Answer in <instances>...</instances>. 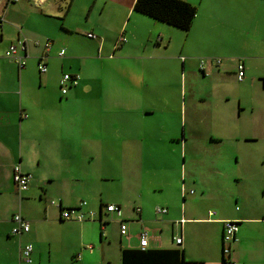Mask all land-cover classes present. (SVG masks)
Returning <instances> with one entry per match:
<instances>
[{"label": "crops", "instance_id": "crops-1", "mask_svg": "<svg viewBox=\"0 0 264 264\" xmlns=\"http://www.w3.org/2000/svg\"><path fill=\"white\" fill-rule=\"evenodd\" d=\"M222 1L213 0L214 5ZM235 1L253 23L264 20V0ZM31 2L42 7L41 14L28 12ZM135 2L0 0V264H26L20 259L25 243L33 246L29 264H119L124 250H143L139 236L144 231L145 250H175L179 264H223L225 220L236 221L238 228L230 260L264 264V204L255 210L244 207L241 197L233 198L228 188L247 177L242 166L249 173L250 165L260 161L264 197V120L255 129L258 136L239 137L231 115L216 108L210 79H205L209 91L189 96L158 90L157 76L176 80V73L180 78L185 69L195 72L192 53L208 43L198 35L188 44L195 18L183 31L135 11ZM19 40L27 41L23 68L4 56ZM46 41L51 48L44 55ZM247 47V60L262 59L255 44ZM62 49L65 55L60 57ZM182 54L186 61L180 64ZM42 55L45 73L38 69ZM31 61L44 92L25 87ZM236 62L230 73L241 83L247 65L253 64ZM221 63L213 59L199 71L217 77ZM238 63L244 65L241 81L236 76ZM65 74L78 75V82L62 94L60 79ZM262 87L264 91L263 81ZM151 118L152 125L144 124ZM18 163L32 177L23 196L12 180ZM199 166L207 172L203 177L195 172ZM252 179L250 175L248 181ZM189 188H196L198 196ZM134 189L137 202L131 205ZM81 203V211L92 213V219L61 218V209ZM104 203L119 206L121 216L106 213ZM156 208L167 212L158 214ZM15 214L29 221L28 233L11 234ZM121 221L127 224L126 235L120 233ZM190 225L203 232L201 242L192 247L185 235ZM176 237H182L180 245Z\"/></svg>", "mask_w": 264, "mask_h": 264}, {"label": "rangeland", "instance_id": "rangeland-1", "mask_svg": "<svg viewBox=\"0 0 264 264\" xmlns=\"http://www.w3.org/2000/svg\"><path fill=\"white\" fill-rule=\"evenodd\" d=\"M199 2L200 0H195L194 6H196L197 14L195 16L194 25L191 30V38H189L188 44H190L193 38L199 35L202 36L203 42L206 41L208 43V46L207 48L198 49L192 53L193 56L196 57V71L190 73L188 69H185V72L181 73L180 78L179 74L176 73V76L179 78L176 80L157 76V80L155 81L156 86H159L158 90L165 91L166 93L178 92L189 96L194 92L200 91L199 93H201L209 91L211 86L205 79H210L216 93V108H221L231 115L232 126H235L237 131H239L238 136L241 137L245 134L250 137L258 136L255 129L257 126L261 125L262 119L264 120V91L262 89V81L264 82V20L259 23H253V17L248 16L247 12L245 14L244 10H241L238 6V2L235 0H223L222 4L218 3L217 5H214L213 0H203L201 4ZM32 5L36 6L37 9ZM242 5L248 11V7L243 3ZM27 7L29 9L28 12H32L35 15L38 12L41 14L42 7H38L33 2L28 3ZM39 27L42 29L41 26ZM35 32H42V30H35ZM34 36L36 39H41L37 35ZM178 42H180V40ZM252 43L257 46L256 51L259 58H262L261 60L259 58L258 61L254 58L247 60L249 53L243 49H248L247 46ZM219 58L222 59V63L219 65L221 75L216 77L208 74H201L199 67L202 61L209 63L211 60ZM239 60H243L246 63L249 61L248 64H253L251 67L247 65L245 70V81L241 83L236 80L233 73H230L235 70L236 61ZM179 61L180 64L184 63L186 61V56L183 54L181 57L179 56ZM255 62H258L259 64ZM157 65L162 68L160 61ZM30 66H32L29 69L30 80H28L25 87L27 85L30 86L29 91L34 93L44 92V88L40 87L41 84L39 82L36 63L31 61ZM214 70L216 71V69ZM224 72L231 76H226ZM238 104H240V110L237 106ZM160 108L165 110L164 105H161ZM237 112L240 113V116L238 117ZM153 121L154 118H151L145 119L143 122L146 125L151 122L152 125ZM242 167L243 176L245 177V175H247V177H245V179L237 186L229 183L228 188L230 193L233 194V198H236L237 196L239 198L241 197V202H239L241 205L244 207H252L253 210H255L257 207H262L264 204V197L261 196L260 189L261 163L260 161H257L256 163L251 164L249 173L244 166ZM195 172H198L199 175L203 177L205 176L204 172H206V170H201L199 166ZM250 175L253 179L248 181ZM244 183L249 186L246 190H244ZM189 189H192L196 193V197L198 196L199 191L196 188ZM249 192H251L249 198L245 196L242 198L243 193ZM132 193L131 197H129L131 205H133L134 202H137L136 190H132ZM227 196L228 195H226V197ZM219 201L222 202L220 199ZM104 204L106 205V203ZM210 204L220 205V203L213 201H211ZM208 206L203 207L201 213L205 211ZM254 213L256 212L254 211ZM197 228L198 227L196 226L190 225L186 228V234L184 231L188 247H192L194 242H201L199 239L203 237V232L201 228H198V230ZM202 241L207 244L211 243L209 238H204ZM193 250H195L194 247Z\"/></svg>", "mask_w": 264, "mask_h": 264}, {"label": "built area", "instance_id": "built-area-1", "mask_svg": "<svg viewBox=\"0 0 264 264\" xmlns=\"http://www.w3.org/2000/svg\"><path fill=\"white\" fill-rule=\"evenodd\" d=\"M9 2H15L16 0H8ZM3 23V17L0 15V27ZM89 38H94V35L88 34ZM124 39L120 38V41H123ZM34 46H39V42H34ZM44 55L48 54L50 48H51V42L46 41L42 44ZM27 50V41L26 40H19L14 43H11L6 51L4 52V56L6 59L10 60L11 62L15 63L19 68H23L26 65L25 60V54ZM65 51L62 49L59 52V56L62 57L64 55ZM42 55L40 57V61L38 64V69L40 73L47 72V66L45 64V58L46 56ZM219 63V61H216ZM205 62L200 63V69L204 71ZM236 76L239 81H241L244 78V65L243 63H238L236 68ZM78 82V75H69L65 74L60 79V88L61 93L66 94L68 87L77 85ZM13 180L21 191H26L29 187V181L30 178L27 175L22 174L19 166H15L13 168ZM83 205L85 203H82ZM106 213L108 214H116L118 216H121V209L117 205L112 204H106L102 207ZM158 214H165L167 212L166 209L162 208H156L155 210ZM210 215H214L213 213H210ZM93 214L92 213H82L79 208L77 209H69L64 210L61 212V218L64 220H74V221H85L88 219H92ZM12 222L14 223V226L11 230V234L13 236H21L22 234H26L30 231V225L29 222L23 218L20 214H15L12 217ZM185 221L181 220L180 225H182ZM223 235L221 239L222 243V257H223V264H234L230 260L231 256V245L234 241L235 234L237 232V222L232 220H225L223 221ZM120 233L121 235L127 234V226L125 223H122L120 225ZM140 241V247L143 249L147 247L148 245V239H147V232L144 231L139 236ZM182 242V237H176L175 243L177 245H180ZM32 253H33V246L31 243H25L21 249H20V259L23 263L29 264L32 262Z\"/></svg>", "mask_w": 264, "mask_h": 264}, {"label": "trees", "instance_id": "trees-1", "mask_svg": "<svg viewBox=\"0 0 264 264\" xmlns=\"http://www.w3.org/2000/svg\"><path fill=\"white\" fill-rule=\"evenodd\" d=\"M134 10L183 31H188L191 28L197 12L195 6L183 0H136ZM15 166H19L22 174L30 178L28 189L26 191H21L16 186L12 175V180L18 193L23 196L30 189L32 177L30 174L23 171L19 163L14 164L13 168ZM82 206L84 205L81 203L77 208L81 210ZM62 211H64V209H61V212ZM122 223L124 222L121 221L120 225ZM119 264H179L178 252L175 250H145L144 248L143 250L127 249L122 252V261Z\"/></svg>", "mask_w": 264, "mask_h": 264}]
</instances>
